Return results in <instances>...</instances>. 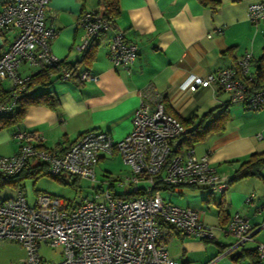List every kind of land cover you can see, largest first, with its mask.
<instances>
[{"label": "built area", "instance_id": "obj_1", "mask_svg": "<svg viewBox=\"0 0 264 264\" xmlns=\"http://www.w3.org/2000/svg\"><path fill=\"white\" fill-rule=\"evenodd\" d=\"M50 0H0V85L9 78L8 99L0 102V114L13 111L29 75L19 68L53 66L59 59L51 50L57 29L45 21ZM251 23L264 21V0H254L247 7ZM83 29L78 47L85 49L103 32L113 30L108 43V57L114 68L129 70L137 56V45L123 32L114 30L113 19L94 10L80 13ZM10 39L7 41L6 36ZM252 55L245 52L236 67H220L206 76L189 74L179 87L195 91L199 86L216 87L228 93V101L240 102L251 109L264 106V89H252L254 79ZM62 79L72 77V70L62 66ZM81 82L95 81L98 74L83 69ZM186 127L164 109L162 95L148 85L139 91V103L132 115V128L115 140L104 130L90 129L62 151L47 148L37 130H16L18 149L0 155V173L13 175L35 159L46 163L51 175L65 174L95 180V167L102 154L118 153L129 167V173L108 186L127 185L130 192H141L124 198L110 188L96 190L91 198L75 204L48 192H39L29 204L22 190L8 197L0 196V240L10 239L25 248L22 264H176L169 255L165 235L177 230L204 240L215 238L214 227L199 220L198 213L163 198L160 183L173 191L184 186H202L224 191L229 176L218 173L209 164L207 154L197 156L193 147L171 155ZM248 200V199H247ZM70 204V205H69ZM234 237L228 250L253 239L255 227L235 211L221 228ZM42 245L61 248L58 260H47L40 254ZM257 262L264 264V240L256 242Z\"/></svg>", "mask_w": 264, "mask_h": 264}, {"label": "crops", "instance_id": "obj_2", "mask_svg": "<svg viewBox=\"0 0 264 264\" xmlns=\"http://www.w3.org/2000/svg\"><path fill=\"white\" fill-rule=\"evenodd\" d=\"M252 1L219 0L217 9L212 10L198 0H118L114 30L119 28L127 40L137 45V56L131 68L125 70L114 68L108 57L113 30L103 32L94 40L91 57L84 59V49L78 47L83 34L79 15L99 9V0H50L45 21L57 29L51 50L59 59L76 63V70L69 79H62L59 71H51L47 84L31 93L52 90L59 104L55 108L43 104L28 106L16 130H37L44 138V145L57 150L66 148L90 129L104 130L113 139H121L132 128L139 91L148 85L162 95L168 113L174 116L186 119L209 110L213 116L218 115L219 106L228 102V93L214 86H199L192 92L181 89L179 84L189 74L204 77L217 68L234 66L245 52H250L252 59L261 55L264 21L251 23L247 19V7ZM6 38L8 41L10 36ZM42 67L23 64L19 73L32 75ZM83 69L98 74V79L81 82L77 76ZM192 147L197 156L208 155L209 164L216 172L231 177L250 154L264 151V106L251 109L240 102L230 103L224 127ZM116 155L102 154L96 167ZM34 162L31 160V165ZM108 169L104 172L109 173ZM261 172L264 174V170ZM125 173L124 178L129 169ZM108 184L107 188L121 194L114 187L123 186ZM164 193L165 199L195 209L199 220L214 227L212 240L177 230L167 231V250L176 264L255 262L256 242L264 240V178L248 176L232 180L222 192L184 186L179 192L166 189L161 191L162 196ZM235 211L246 217L256 230L252 240L229 251L234 237L221 228ZM248 251L252 254L234 256Z\"/></svg>", "mask_w": 264, "mask_h": 264}, {"label": "trees", "instance_id": "obj_3", "mask_svg": "<svg viewBox=\"0 0 264 264\" xmlns=\"http://www.w3.org/2000/svg\"><path fill=\"white\" fill-rule=\"evenodd\" d=\"M198 1L205 6H209L212 10H216L217 7L219 6V0H198ZM99 6L100 8L94 11L108 19H113L114 16L119 11L118 0H99ZM94 40L95 39H93L89 44V46L84 49V57H83L84 59L92 56L91 46L93 45ZM251 63L253 65L254 79L248 83L250 84V87L252 89H264V51H262L261 55L258 58L251 59ZM62 66L69 67L72 70V76H73L77 65L76 63L70 64L67 61L61 59L58 64L53 66H43L37 73L29 75L25 87L21 91L16 101V105L13 111L7 114H0V131L12 126L19 125L23 120L27 107L30 105L43 104L47 107L55 108L59 104L58 96L52 90L44 91L39 94H32L31 91L37 87L45 86L48 82L50 72L53 70L58 72ZM234 67H236V64L234 65ZM7 99H8V91L6 88L0 85V102L6 101ZM229 104H230L229 101L221 104L219 106L221 110L219 114L216 116L212 115V110L206 111L202 113L200 116H196L195 114H192L186 119H182L176 116L184 124L186 130L182 134L179 144L175 145L174 148L171 149V155L179 153L183 149L192 147L196 142L204 139L210 133L221 130L224 127L225 120L227 119V109ZM166 107L167 106L164 103V109L165 111L168 112ZM79 136L73 142H75L79 138ZM72 143H70L67 147H69ZM64 149H59L58 151H62ZM31 160H35V159H30L24 165L21 171L16 174L5 175L0 173V186L4 187L5 184H12L18 190H21L22 178L30 175L37 176L41 172L50 174L46 163L35 160L34 164L31 165L30 163ZM262 170H264V151L254 152L250 154L249 157L246 160H244L239 165V167L234 171L233 175L228 178V183L232 180H238L248 176H261L262 178H264V174H262L261 172ZM53 177H56L61 181H65V176H63V174H59ZM68 177L71 178L72 181H74L75 178H77L73 176H68ZM156 188L161 191L166 189L171 190V188L168 185L162 183L158 184ZM140 193L141 192L135 193L128 191L117 195H120L124 198H133ZM253 252L256 256V250H254ZM247 254L251 255L252 251L239 253L234 256L236 258H239ZM256 262H257V257L253 264H255Z\"/></svg>", "mask_w": 264, "mask_h": 264}, {"label": "rangeland", "instance_id": "obj_4", "mask_svg": "<svg viewBox=\"0 0 264 264\" xmlns=\"http://www.w3.org/2000/svg\"><path fill=\"white\" fill-rule=\"evenodd\" d=\"M10 84L11 79L9 78L2 81V86L4 88H8ZM19 125L0 131V154H11L13 149L18 148V142L14 138V131ZM106 168H109V173L104 172ZM128 169V165L124 163L121 156L118 154L111 160L100 163L99 166L95 168L96 178L94 181L85 177H77L72 181L71 178L65 174H63V176H65V181H61L50 174L41 172L37 176L30 175L22 178L21 190L29 204L35 202L36 195L39 192L55 194L68 200L71 204H75L83 198L93 197L96 190H106L107 182H116L117 179L123 180L126 174L125 172ZM128 187L127 185L119 188L117 187L116 189L114 187V190L119 193H124L123 191L128 190ZM17 190L18 189L12 184H5L4 187L0 186V196H12ZM165 195L166 193L163 195L164 199L166 198ZM60 252V247L51 248L42 245L40 248V254L47 260H58ZM24 254L25 248L20 243L10 239L0 240V264H22L21 260L24 258Z\"/></svg>", "mask_w": 264, "mask_h": 264}]
</instances>
